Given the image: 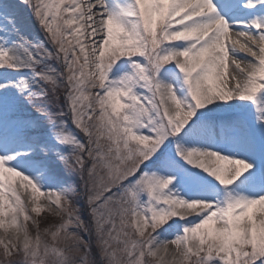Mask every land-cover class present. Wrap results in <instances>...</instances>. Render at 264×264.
<instances>
[{
	"label": "snow or ice",
	"instance_id": "obj_1",
	"mask_svg": "<svg viewBox=\"0 0 264 264\" xmlns=\"http://www.w3.org/2000/svg\"><path fill=\"white\" fill-rule=\"evenodd\" d=\"M0 264H264V0H0Z\"/></svg>",
	"mask_w": 264,
	"mask_h": 264
},
{
	"label": "rangeland",
	"instance_id": "obj_2",
	"mask_svg": "<svg viewBox=\"0 0 264 264\" xmlns=\"http://www.w3.org/2000/svg\"><path fill=\"white\" fill-rule=\"evenodd\" d=\"M41 36H42V34H41Z\"/></svg>",
	"mask_w": 264,
	"mask_h": 264
}]
</instances>
